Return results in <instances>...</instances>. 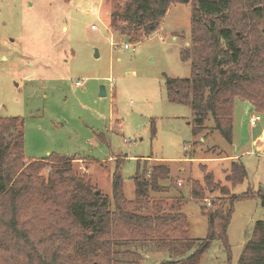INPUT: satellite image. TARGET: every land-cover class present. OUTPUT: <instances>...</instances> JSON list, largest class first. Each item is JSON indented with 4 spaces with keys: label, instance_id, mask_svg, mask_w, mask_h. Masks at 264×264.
I'll list each match as a JSON object with an SVG mask.
<instances>
[{
    "label": "rangeland",
    "instance_id": "374dc122",
    "mask_svg": "<svg viewBox=\"0 0 264 264\" xmlns=\"http://www.w3.org/2000/svg\"><path fill=\"white\" fill-rule=\"evenodd\" d=\"M110 8L106 0H0V118L23 120L25 160L75 157L73 172L87 175L112 206L114 173H119L123 197L132 201L133 176L156 165L169 167L171 179L161 182L168 192L151 197L169 203L174 189L181 191L189 235L204 238L208 225L201 206L264 187V155L236 127L239 119L242 129L251 125L254 108L237 100L250 107L235 110V102L230 144L209 130L211 121L194 136L191 109L170 102L164 85L165 77L190 76L189 63L179 56L189 45L190 4L170 5L158 29L137 43L109 28ZM101 86L104 96L99 95ZM256 123L262 127L264 115ZM234 155L247 177L232 187L225 175L232 160L239 161L230 158ZM47 165L46 171L52 166ZM205 173L219 186L205 189L201 202L191 197L189 183L203 185ZM221 186L228 189L227 196ZM24 209L23 222L29 218L28 207ZM257 220H264L257 197L236 200L227 226L229 262L213 241L199 264H237ZM113 251L112 264H159L168 258L150 244L117 243Z\"/></svg>",
    "mask_w": 264,
    "mask_h": 264
},
{
    "label": "trees",
    "instance_id": "16d2710c",
    "mask_svg": "<svg viewBox=\"0 0 264 264\" xmlns=\"http://www.w3.org/2000/svg\"><path fill=\"white\" fill-rule=\"evenodd\" d=\"M106 1L111 6L109 28L128 43L155 32L170 5L190 4L189 45L179 54L189 63L190 76L165 77L164 85L170 102L191 109L194 136L211 121L209 130L230 144L237 100L248 101L254 113L264 115V0ZM23 139L21 118H0V264H112L117 243L150 244L166 252L168 258L159 264H199L213 241L229 262L227 226L233 203L252 196L264 207L262 186L254 193L217 198L209 208L201 206L206 236L192 238L181 211V191L174 189L169 203L151 197L168 192L161 182L171 179L169 167L156 165L133 176L132 201L123 197L119 173H114L112 206L87 175L73 172L75 157L51 154L25 160ZM47 164L52 166L46 171ZM230 166L225 181L233 187L247 173L241 161ZM218 186L211 173L204 174L203 185L189 183L191 197L201 202L205 189ZM219 189L228 195L226 187ZM25 207L29 218L23 222ZM237 264H264V220L254 223Z\"/></svg>",
    "mask_w": 264,
    "mask_h": 264
},
{
    "label": "crops",
    "instance_id": "0c3cea01",
    "mask_svg": "<svg viewBox=\"0 0 264 264\" xmlns=\"http://www.w3.org/2000/svg\"><path fill=\"white\" fill-rule=\"evenodd\" d=\"M237 103V102H236ZM240 106L242 109H238L239 111H247L249 110V104L248 103H237L236 108ZM235 113V112H234ZM253 114V113H252ZM235 115V114H234ZM239 117V115L237 114V118ZM242 119V116H241ZM233 121H234V116H233ZM242 121V120H241ZM236 127L237 124H239V128H240V132L241 135H244L245 138L248 137V139H250V146L255 148L258 154H263L264 155V125L261 126H256L257 123L253 126L249 125V127H247L245 130L241 128L240 126V119L236 121ZM243 124V122H241ZM234 124V122H233ZM248 129V131H247ZM249 141V140H248ZM237 158L236 160H239V157L237 155L234 156H230V158ZM234 161V160H232Z\"/></svg>",
    "mask_w": 264,
    "mask_h": 264
},
{
    "label": "built area",
    "instance_id": "2783aa9c",
    "mask_svg": "<svg viewBox=\"0 0 264 264\" xmlns=\"http://www.w3.org/2000/svg\"><path fill=\"white\" fill-rule=\"evenodd\" d=\"M91 28H94L93 26H91ZM128 45L125 44L124 47L126 48ZM76 85H80L81 83H79L78 81L75 82ZM251 117L249 118V122L251 125H254L255 122L257 120H259L260 116L256 113H253L252 115H250ZM208 205H210V203H208Z\"/></svg>",
    "mask_w": 264,
    "mask_h": 264
},
{
    "label": "water",
    "instance_id": "95a60500",
    "mask_svg": "<svg viewBox=\"0 0 264 264\" xmlns=\"http://www.w3.org/2000/svg\"><path fill=\"white\" fill-rule=\"evenodd\" d=\"M106 94V92H105V89H104V87H100V91H99V95L100 96H104ZM98 191V190H97ZM97 191H96V193H97Z\"/></svg>",
    "mask_w": 264,
    "mask_h": 264
}]
</instances>
